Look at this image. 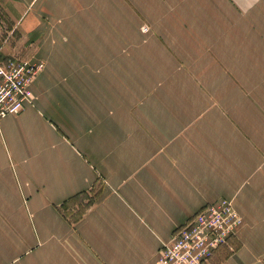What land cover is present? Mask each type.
Returning a JSON list of instances; mask_svg holds the SVG:
<instances>
[{
  "label": "crops",
  "instance_id": "obj_1",
  "mask_svg": "<svg viewBox=\"0 0 264 264\" xmlns=\"http://www.w3.org/2000/svg\"><path fill=\"white\" fill-rule=\"evenodd\" d=\"M0 19V59L45 64L0 120V264H156L224 198L242 222L209 264H264V0H0Z\"/></svg>",
  "mask_w": 264,
  "mask_h": 264
},
{
  "label": "built area",
  "instance_id": "obj_2",
  "mask_svg": "<svg viewBox=\"0 0 264 264\" xmlns=\"http://www.w3.org/2000/svg\"><path fill=\"white\" fill-rule=\"evenodd\" d=\"M43 63L0 59V120L31 103L30 86ZM242 220L230 200L205 205L161 246L156 264H209L220 246H227Z\"/></svg>",
  "mask_w": 264,
  "mask_h": 264
},
{
  "label": "rangeland",
  "instance_id": "obj_3",
  "mask_svg": "<svg viewBox=\"0 0 264 264\" xmlns=\"http://www.w3.org/2000/svg\"><path fill=\"white\" fill-rule=\"evenodd\" d=\"M0 26H5L4 22H1V19H0ZM140 30H141L142 34L146 35V34H148L150 27L148 25L144 24L141 26ZM2 31H3V28H2ZM7 58H9V57H6L4 59L7 60ZM11 58L17 59V60L22 61V62H26L22 58H20L19 56H11ZM44 67H45V64L43 62V69H44Z\"/></svg>",
  "mask_w": 264,
  "mask_h": 264
}]
</instances>
